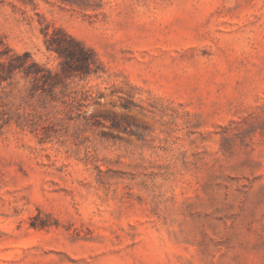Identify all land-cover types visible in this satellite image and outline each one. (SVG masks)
Instances as JSON below:
<instances>
[{
	"label": "rangeland",
	"instance_id": "obj_1",
	"mask_svg": "<svg viewBox=\"0 0 264 264\" xmlns=\"http://www.w3.org/2000/svg\"><path fill=\"white\" fill-rule=\"evenodd\" d=\"M0 264H264V0H0Z\"/></svg>",
	"mask_w": 264,
	"mask_h": 264
},
{
	"label": "trees",
	"instance_id": "obj_2",
	"mask_svg": "<svg viewBox=\"0 0 264 264\" xmlns=\"http://www.w3.org/2000/svg\"><path fill=\"white\" fill-rule=\"evenodd\" d=\"M70 40L75 43V46H79L82 52H87L89 54L88 59H90V57H92L93 53L91 52V50L89 49H85V47L78 41H76L74 38L69 37ZM56 43V44H55ZM49 49H53L55 51L58 52L59 55L61 56H66V53L68 52L69 55H71V58H74L76 53L74 50H69V47L66 45H63L62 42H59L57 38H53L50 41L49 44ZM84 57V56H83ZM85 59H87L86 57H84ZM89 65V63H88Z\"/></svg>",
	"mask_w": 264,
	"mask_h": 264
}]
</instances>
